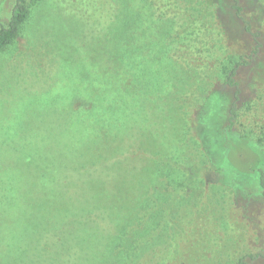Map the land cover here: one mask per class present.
Here are the masks:
<instances>
[{
    "label": "rangeland",
    "instance_id": "1",
    "mask_svg": "<svg viewBox=\"0 0 264 264\" xmlns=\"http://www.w3.org/2000/svg\"><path fill=\"white\" fill-rule=\"evenodd\" d=\"M241 4H247L260 20L256 30L262 34L263 48L253 56L251 64L257 65L258 60L264 64V0H245ZM12 5L13 0H0V24L8 20ZM124 5L127 8L140 5L143 14L138 21L141 28L134 33L136 39L127 41L124 53L130 54V49L135 54L142 53L146 63L154 64L147 68H155L156 77L149 82L171 85L174 98L167 102V91L158 93L153 82L147 95L151 113L147 109L136 113L131 95L127 97L129 108L122 114L115 107L118 101H112V114L106 120L109 138L124 133L128 146L123 158L130 165L129 174L136 172L135 165L146 172L145 166L155 163L164 173L158 175L162 183L173 186L176 180L186 178L188 165H195L194 172H199L189 188L178 191V206L183 208L178 213L172 212L164 223L168 234L162 235L163 246L154 247L155 258L159 264H231L233 257L239 259L249 252L264 253L261 199L255 192V180L243 177L251 165L262 160L263 150L259 153L244 137L233 134L244 133L255 139L253 122H264V111H258L264 106V66L256 67L259 73L250 65L238 68L236 104L241 107L246 101L254 100L255 105L253 114H236L232 120L225 95L232 96V88L217 80L213 84L201 83V77L210 73L205 57L209 48L213 47L210 54L216 60L213 67L216 73L220 69L218 61L226 60L225 51L219 49L212 35L215 32L210 23L202 25L203 17L192 13L178 20L156 18L149 14L145 0H40L30 7L19 37L0 50V184L7 182L5 189L0 185V197L2 193L7 198L13 194L22 197L21 201L0 202V249L6 244L3 237L12 241L2 227L7 226V214L15 216L14 227L21 229L22 223L18 221L26 217L28 204L23 198L33 194L22 184V177L14 173L15 168L26 177L28 168L23 164L36 162L37 156L38 162L47 163V150L51 151L52 147L48 143V125L57 117L61 140L63 121L58 114H68L66 103L71 89L82 82L91 81L94 85L103 82L102 76L98 79L91 73L89 79L80 78L79 67L89 59L87 49L102 42L108 25L118 17V10L127 11ZM241 43L238 33V54ZM183 85L189 86L188 93ZM210 87L219 89V93L210 92L199 114H194L193 102L202 90ZM178 104L181 111L167 110L172 105L180 107ZM77 131V125L71 126L64 137H74ZM168 157L170 161L166 160ZM45 170L31 173L26 182L37 184L47 179ZM11 183H17L19 190L15 191ZM145 248L143 258L150 252ZM245 259L249 257L246 255Z\"/></svg>",
    "mask_w": 264,
    "mask_h": 264
},
{
    "label": "trees",
    "instance_id": "2",
    "mask_svg": "<svg viewBox=\"0 0 264 264\" xmlns=\"http://www.w3.org/2000/svg\"><path fill=\"white\" fill-rule=\"evenodd\" d=\"M38 1L13 0L8 20L0 24V50L19 37L22 25L30 14V7ZM241 1L245 0H145L149 14L156 18L178 20L192 13L193 16L203 17L202 25L210 23L212 32H215L212 35L219 43V49L225 51L226 60L218 61L220 69L216 73L213 70L216 60L210 54L213 47L209 48L205 57L210 73L201 77V83L209 81L208 84H213L217 80L232 88V96L225 93L229 99L227 112L231 113L232 120L236 114L251 113L255 105L254 100L246 101L241 107L236 104L239 93L238 68L250 65L253 71L258 72L256 67L264 66L259 60L255 63L257 65L251 64L253 56L261 53L263 48L262 34L257 31L260 20ZM227 3L232 12L228 10ZM124 7L128 16L124 8L118 10V17L108 25L102 42L95 43L96 48L87 49L86 57L89 59L79 67L80 78H87L91 73L98 79L102 76L103 82L96 85L91 81L90 84L82 82L76 89H71L66 103L68 114H58L63 121L61 140L58 138L60 128L56 125L57 117L48 125V143L52 146L51 151L47 150L48 164L38 162V156L36 162L23 164L24 168H28L29 176L46 169L47 179L37 184L34 181L26 182L29 176L24 177L18 168L14 170L16 175L22 177V184H26L27 190L30 189L33 194L23 198L28 204L25 205L26 217L23 222L18 221L22 223L21 229L14 227L17 222L15 216L7 214V226L2 227L12 241L3 237L6 244L0 249V264H159L154 247L163 246L162 235L168 234L164 223L169 221L172 212L178 213L183 208L178 206L177 193L189 188L193 177L199 172H194L195 165H188L186 178L176 180L173 186L169 182L162 183L158 175L164 173L155 163L146 164V172L135 165L136 172L129 174L130 165L123 158L128 146L124 133H116L109 138L106 120L112 114L111 102L118 101L115 107L122 114L129 108L127 97L131 95L129 98L136 113L141 114L144 109L151 113V100L147 95L151 92L149 86L155 82L149 81L156 77L155 68H147L154 64L146 63L142 53L135 54L131 49L130 54L123 51L127 41L136 37L135 31L141 28L138 21L143 17L140 5ZM238 33L242 38L239 54ZM208 76L211 78L208 79ZM162 84L155 82L157 92L164 89L167 91V102L172 101V86ZM188 88V85L183 87L187 93ZM213 90L219 93V89L210 87L196 97L193 102L194 114H199ZM157 100H160L158 94ZM179 106L172 105L167 110L181 111ZM260 109L258 111L263 112L264 106ZM253 123L255 139L244 133L233 134L244 137L250 147L259 153L263 150L262 160L257 165H251L243 177L255 180V192L261 199L264 221V122ZM75 125L78 136L64 137L65 132ZM170 159L166 158L167 161ZM214 167L222 168L218 165ZM1 183L5 189L7 182ZM11 185L15 191L19 190L17 183ZM36 185L39 187L34 188ZM11 199L16 202L21 201L22 197L13 194L7 198L2 193L0 202L4 204ZM143 248L150 250L147 253L145 250V258L142 257ZM246 255L249 260L245 259ZM246 255L239 259L233 257L231 264H264V253L249 252Z\"/></svg>",
    "mask_w": 264,
    "mask_h": 264
}]
</instances>
